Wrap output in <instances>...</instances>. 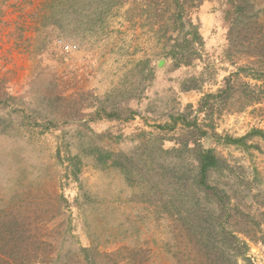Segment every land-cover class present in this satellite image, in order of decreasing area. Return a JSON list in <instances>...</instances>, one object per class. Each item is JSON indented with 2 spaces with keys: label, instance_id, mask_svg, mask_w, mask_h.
<instances>
[{
  "label": "rangeland",
  "instance_id": "1",
  "mask_svg": "<svg viewBox=\"0 0 264 264\" xmlns=\"http://www.w3.org/2000/svg\"><path fill=\"white\" fill-rule=\"evenodd\" d=\"M260 61L264 0H0V264H182L232 233L264 264Z\"/></svg>",
  "mask_w": 264,
  "mask_h": 264
},
{
  "label": "trees",
  "instance_id": "2",
  "mask_svg": "<svg viewBox=\"0 0 264 264\" xmlns=\"http://www.w3.org/2000/svg\"><path fill=\"white\" fill-rule=\"evenodd\" d=\"M243 3H246V1H243ZM237 11L243 14L240 7H237ZM181 20H182V13L180 12V6H179L174 11V21L181 22ZM259 67L264 68L263 61L259 62ZM250 76L251 78L260 80L258 79V77H253L252 75ZM229 82L230 81L228 77L227 79H225V85H230ZM246 87L249 91L248 96L245 97L246 98L245 100L246 101L248 100L247 105L256 104L262 101V95L260 93L261 88H259V86H257L256 84H251L249 82V83H246ZM220 90H222V88ZM251 133L259 136L260 138L264 140V130L259 129V128H253ZM247 137L248 136L246 135L240 136V137H231V136L225 135L223 136V140L229 144L245 145L246 144L245 138ZM218 162H219V159L213 153L212 149L205 148L202 151L200 167H199L200 169L199 173H200V178H201L200 182L206 185L207 183L206 177L208 176V173L210 172V170L216 168V166L218 165ZM12 226L13 228L11 230L9 229L8 233L11 234V236L13 237L15 234V227H17V224L13 223ZM40 228H41V225L40 227H38V229ZM165 238L169 242L171 243L173 242V246H176V247L178 246L177 242L179 239H177L176 237L175 238L165 237ZM204 238H205L204 243L201 245H198L197 243H199L201 239L196 237V240H193V238L187 237L188 241H186V243H182V245L184 246L183 249L185 251V254L187 255V258H186L187 260L183 261L182 264H252L250 258L247 256L246 253H244L245 249H241L240 247L241 245L244 248L245 247L247 248L246 242L240 239L239 236H237L236 234L232 233L228 236V239L225 238L223 241H219V242L215 241V239L210 234L205 235ZM154 240L155 239H152V241ZM10 242L11 241H8L6 244H9ZM22 244H30L29 237H25L23 242L21 243V246ZM218 244L220 246L227 244L228 248L224 250ZM238 245H239V251L237 252ZM147 246H148V243H147ZM149 252L152 253L150 247H149ZM8 254H12V252ZM8 254H7V259L3 260V261H6L8 264H11V261H13L15 264H32V263L39 261L40 259L44 257L43 254L38 252L37 250H30V251L23 250L22 251L21 249V253L13 252L12 255H8ZM168 260H169V264H178V262H176V257L174 256H169Z\"/></svg>",
  "mask_w": 264,
  "mask_h": 264
}]
</instances>
